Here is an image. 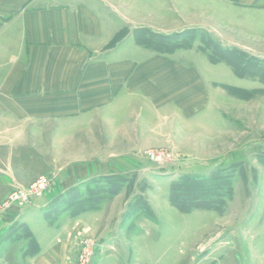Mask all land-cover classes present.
Instances as JSON below:
<instances>
[{
	"label": "crops",
	"instance_id": "1",
	"mask_svg": "<svg viewBox=\"0 0 264 264\" xmlns=\"http://www.w3.org/2000/svg\"><path fill=\"white\" fill-rule=\"evenodd\" d=\"M132 1L134 10L127 0H0V201L16 187L52 179L43 195L12 209L0 227V249L18 245L22 264H74L75 230L87 216L95 225L103 211L52 225L51 204L94 178L142 169L154 140L191 146L210 129H219L215 142L241 134L224 113L230 107L216 101L225 86L239 88L230 81L233 75L240 81L231 66L213 63L211 52L196 47L155 51L140 45L135 33L204 30L225 46L250 50L240 38L264 45V0ZM257 229L248 233L245 264H264V249L252 253L264 219ZM57 234L61 239L51 243ZM109 243L108 251L119 245ZM5 261L10 264L0 254V264ZM228 261L209 255L196 264ZM102 264L124 262L105 258Z\"/></svg>",
	"mask_w": 264,
	"mask_h": 264
},
{
	"label": "rangeland",
	"instance_id": "2",
	"mask_svg": "<svg viewBox=\"0 0 264 264\" xmlns=\"http://www.w3.org/2000/svg\"><path fill=\"white\" fill-rule=\"evenodd\" d=\"M127 3L129 9H135L136 3L132 0ZM139 30L146 34L147 30L153 32L148 28ZM190 31L197 32L192 48L211 52L219 46L218 50L222 47L240 54L237 58L244 76L239 77V83L235 75L230 80L239 88L225 86L223 95H216V101L230 107L224 113L229 117L228 122L240 124L241 134L215 142L211 137L219 129H210L207 137L191 146L184 140L180 143L174 140L171 144L154 140L145 151V159L142 156V169L116 176L110 187L104 178H94L55 200L49 208L52 225L70 217L103 211L102 216L95 217L100 226L97 227L96 221V227L91 225L87 216L75 230L74 264H79L85 241L94 251L89 264H102L105 258L120 259L126 264L132 254L133 264H196L209 255L225 258L229 264L231 259L237 260L236 264H245L250 246L248 233L255 230L257 234V225L264 219L260 216L264 212V45L253 40L249 44L245 42L247 38L241 37V45L250 50L233 48L231 43L225 46L207 31L187 32ZM223 35L227 37L225 31ZM228 39L232 40L230 35ZM256 54L260 57H255ZM52 143L49 141V147ZM149 152L161 155V160L149 159ZM129 159L137 162L136 158ZM51 180L42 178L28 186L16 187L0 201V227L12 209L24 208L18 202L11 203L13 196L24 200V193L32 194L30 199H25L29 203L27 207L51 187ZM86 209L93 210L84 212ZM60 239L61 235L57 234L50 242ZM263 240L264 235L260 242H255L253 254L258 247L264 249ZM109 241L119 245L108 251ZM21 253L18 245L8 243L0 249L10 264H22Z\"/></svg>",
	"mask_w": 264,
	"mask_h": 264
},
{
	"label": "trees",
	"instance_id": "3",
	"mask_svg": "<svg viewBox=\"0 0 264 264\" xmlns=\"http://www.w3.org/2000/svg\"><path fill=\"white\" fill-rule=\"evenodd\" d=\"M146 31L138 30L135 33L136 40L140 45H143L147 48L153 49L158 52H165V53H171L178 49H191L192 43L197 39V32L196 31H190L187 33H181V34H174L171 36L161 35L154 32H148ZM192 32V33H191ZM127 33V31H122L115 40L111 43V46H114L117 44V42L123 38V36ZM193 34V35H191ZM219 47V46H218ZM218 47H215V50L211 51L210 59L213 63H227L229 66L232 67L233 71L238 77H243L244 73H241L240 71V61L237 58V56H240V54L237 51L233 50H223L222 47H220V50H218ZM238 59V60H237ZM237 60V61H236ZM238 93V92H235ZM241 94V93H240ZM117 178L116 176H112L109 178H104V181H107V186H112V183L110 182L112 179ZM110 183V184H109ZM73 192V191H71ZM70 192V194H71ZM109 194H112V191H108ZM115 192H113L114 194ZM108 194V195H109ZM111 196V195H110ZM93 209H86L84 212H88ZM52 212L49 211L47 213V220L50 222L52 220ZM23 232L26 237L30 238L31 240V246H32V253H36L33 249H36L37 244L35 243V240L32 236V234L24 227H22Z\"/></svg>",
	"mask_w": 264,
	"mask_h": 264
},
{
	"label": "built area",
	"instance_id": "4",
	"mask_svg": "<svg viewBox=\"0 0 264 264\" xmlns=\"http://www.w3.org/2000/svg\"><path fill=\"white\" fill-rule=\"evenodd\" d=\"M148 158L149 159H155V162H159V160H161L162 156L161 155H155V153L153 152H149L148 153ZM43 181V180H42ZM41 183V182H39ZM42 184V183H41ZM32 194H30V196L27 193H24L22 195V197H24V200H19V196L15 195L11 198V203H20L22 207H25L26 204L28 205L29 203L27 201H25V199H30ZM9 202V201H7ZM83 254H80L79 257V264H89L90 260L93 259L94 257V251L92 249V247L89 245V242L85 241L83 242Z\"/></svg>",
	"mask_w": 264,
	"mask_h": 264
}]
</instances>
